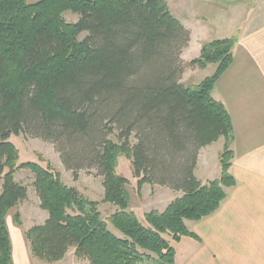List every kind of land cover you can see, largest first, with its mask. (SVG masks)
Instances as JSON below:
<instances>
[{
  "label": "trees",
  "instance_id": "16d2710c",
  "mask_svg": "<svg viewBox=\"0 0 264 264\" xmlns=\"http://www.w3.org/2000/svg\"><path fill=\"white\" fill-rule=\"evenodd\" d=\"M70 11L78 21L65 19ZM190 38L167 0H0V264H14L7 216L28 198V186L15 178L21 169L36 175L50 214L26 231L33 256L44 262L75 248L90 264H177L173 243L200 240L187 221L217 211L237 185L233 120L212 92L238 38L205 42L188 65L217 68L188 86L181 55ZM20 134L51 142L76 178L96 170L102 202L117 210L105 218L102 202L67 185L50 163L20 162L10 140ZM220 138L221 176L203 184L195 174L200 151ZM121 156L131 160L138 193L150 184L182 196L143 222L129 210ZM14 221L22 225L19 212Z\"/></svg>",
  "mask_w": 264,
  "mask_h": 264
},
{
  "label": "crops",
  "instance_id": "0c3cea01",
  "mask_svg": "<svg viewBox=\"0 0 264 264\" xmlns=\"http://www.w3.org/2000/svg\"><path fill=\"white\" fill-rule=\"evenodd\" d=\"M251 4L248 0H227L222 3V6L232 13V21L226 26V33L220 34L222 30H219L217 36L208 37L205 34L195 42L192 24H205L204 20L196 13L191 19L186 15L178 18L191 33L190 42L181 55L184 62L199 57L202 46L207 41L228 37H237L238 41L233 51L232 64L218 79L212 92L216 100L225 104L233 120L235 138L231 147L234 152L231 172L237 180V185L229 189L227 199L217 211L201 220L187 221L189 229L200 237V240L185 237L173 243L177 264H264V5L259 3L262 8L257 9ZM193 44L195 48L192 49ZM186 56L189 59H186ZM212 65L206 68L194 67L190 69V74L189 69L186 70L182 82L185 77H192L195 72L206 70ZM220 142L222 150L220 152L219 148L217 158L211 163L210 150ZM224 145L225 139L220 138L200 151L195 174L203 184L221 176L220 156ZM148 188L153 187L145 184L141 193H138L140 205L148 202L145 196ZM154 188L155 194L149 198L154 197L158 205L149 208L147 212L153 209L164 211L173 200L183 194L164 186L155 185ZM104 193L102 178L103 197ZM108 204L112 205L114 213L117 206ZM99 209L101 211V205ZM135 209L129 207L139 218L136 211H140L144 216L147 213L146 210H141L140 206ZM16 212L21 214L22 225L14 221ZM26 216L32 223V226L27 228L24 226ZM49 216V212L42 208L40 198L31 201L29 192L28 198L8 214L7 225L12 242L13 263L90 264L88 259H79L76 256L75 248H70L64 259L54 263L44 262L33 256L26 231L35 225L43 224Z\"/></svg>",
  "mask_w": 264,
  "mask_h": 264
},
{
  "label": "rangeland",
  "instance_id": "374dc122",
  "mask_svg": "<svg viewBox=\"0 0 264 264\" xmlns=\"http://www.w3.org/2000/svg\"><path fill=\"white\" fill-rule=\"evenodd\" d=\"M168 5L170 7V10L172 11L173 15L177 18H181L182 16L186 15L188 18H192L193 15L196 13L200 15L201 19L204 20L205 24H199L195 22V24H192V28L194 31V42L198 37H202L206 34V36H217L219 34V30H222L220 34L226 33V26L229 25L230 21H232V13L228 11L226 8L222 6V3H226L227 0H167ZM250 1L253 6H256L257 9H260L262 7L259 6V3H263L264 0H248ZM250 9V6H248ZM264 10V8H263ZM80 18L79 14L73 13V12H67L65 14V19L68 22H76ZM264 19V16L263 18ZM207 25V26H203ZM208 27V28H207ZM216 34V35H215ZM86 34H82L81 38H83ZM193 42V43H194ZM195 44L192 45V49ZM190 56V55H189ZM186 59H189L188 56L185 57ZM184 61V60H183ZM186 65H188L189 62H184ZM196 66H186L185 71L188 70V73L190 74V69L194 68ZM216 65L213 64L210 68L206 70H200L195 72L192 77H185L184 84L185 85H196L203 81L206 77L211 76L215 70ZM183 77V76H182ZM182 82V79H181ZM19 149L20 152V162H27V161H38L43 166H47L48 163H50L56 170H58L61 175L63 181L69 185V186H75L82 194L88 196L89 198H93L95 200H101L103 201V195L101 194V182H102V176L98 174L96 170H82L78 172L77 178L74 175V172L72 170L67 169L61 158L60 154L57 152L55 146L46 140H43L41 138H33L29 137L25 134L20 135H13L10 139ZM222 142L219 144H216L211 148L209 159L211 160V163H213V160L217 158L218 156V150L220 148V152L222 150ZM43 158V159H42ZM119 164L117 167V172L119 175L124 176L130 180V185L128 186V192L130 196V207L132 210H136V206H140L141 210H150L149 208L157 206L158 202L154 199V197L149 198L154 192V186L150 189L148 188V191L145 192V196L147 197L148 202L145 204L140 205L139 201V194H138V180L134 176V169L131 163V160L127 157L121 156L119 158ZM15 178L18 182L24 183L28 186V192L29 197L31 201H36V199H39L36 187H35V181H36V175L29 169H21L16 172ZM2 183L0 182V192L2 188ZM153 192V193H152ZM142 197V196H140ZM158 200V199H157ZM101 212L104 215L105 218H107L109 215H111L113 209L112 205L108 203H101ZM143 211V212H144ZM143 222L144 215L140 211H136ZM31 221L28 216L25 218V228L32 226ZM18 226V225H16ZM111 229L117 233L120 234V232L115 229L113 226H110ZM121 235V234H120ZM152 264V263H151ZM154 264V263H153Z\"/></svg>",
  "mask_w": 264,
  "mask_h": 264
}]
</instances>
